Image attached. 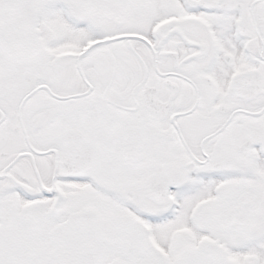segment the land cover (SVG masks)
<instances>
[{
  "label": "snow or ice",
  "instance_id": "6c2138e0",
  "mask_svg": "<svg viewBox=\"0 0 264 264\" xmlns=\"http://www.w3.org/2000/svg\"><path fill=\"white\" fill-rule=\"evenodd\" d=\"M0 264H264V0H0Z\"/></svg>",
  "mask_w": 264,
  "mask_h": 264
}]
</instances>
